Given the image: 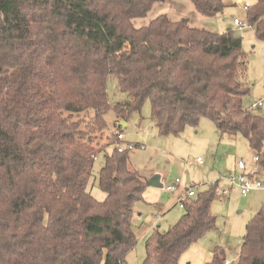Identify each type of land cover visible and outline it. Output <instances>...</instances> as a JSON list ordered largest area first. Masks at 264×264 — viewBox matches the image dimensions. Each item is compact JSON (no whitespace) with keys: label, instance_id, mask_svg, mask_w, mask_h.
<instances>
[{"label":"trees","instance_id":"16d2710c","mask_svg":"<svg viewBox=\"0 0 264 264\" xmlns=\"http://www.w3.org/2000/svg\"><path fill=\"white\" fill-rule=\"evenodd\" d=\"M155 1L163 0H0V264H128L134 205L147 186L129 150L106 152L103 199L88 189L96 154L116 141L98 144L109 107L120 129L148 100L163 134L207 117L221 135H243L264 169V110L243 104L241 37L166 13L135 26ZM190 1L206 17L225 5ZM246 21L264 43V0L246 5ZM109 76L124 102L108 101ZM215 192L210 183L188 197L176 223L148 236L140 264H179L215 227ZM225 260L216 248L205 264ZM236 264H264V204L246 224Z\"/></svg>","mask_w":264,"mask_h":264},{"label":"rangeland","instance_id":"374dc122","mask_svg":"<svg viewBox=\"0 0 264 264\" xmlns=\"http://www.w3.org/2000/svg\"><path fill=\"white\" fill-rule=\"evenodd\" d=\"M223 9L212 17L201 15L190 0L155 1L149 11L141 17L132 19L137 27L147 24L160 13H166L171 19H188L192 26L203 27L211 31L222 32L232 29L241 37L242 50L245 53L246 72L244 80L249 92L243 97V104L249 107L262 99L263 105L257 112L264 110V43L246 21V5L254 0H223ZM239 19L244 25L233 23ZM107 97L110 104L124 102L126 93L117 89L113 76L107 78ZM107 127L103 132L99 146L111 140V132L119 130L126 142L135 144L128 151L130 163L145 177L159 174L161 187L146 186L143 200L134 205L132 228L136 236L135 247L127 254L128 264H140L146 256V239L155 230L164 231L176 223L184 208L178 205L180 191L193 190L195 194L203 191L210 183L216 184V192L211 202V212L215 215V227L207 231L191 244L179 257V264H205L218 248L224 251L228 264H236L240 241L246 232L247 222L264 204V189L251 190L242 195L234 189L225 196L218 193L229 186L226 179L230 173H239L238 161L243 160L246 171L252 173L264 184V169L254 160V152L245 137L237 134H220L215 124L203 117L196 125H186L177 134H163L155 127L150 117V103L145 100L139 110L130 111L125 125L117 127L116 112L109 107L104 113ZM106 145L96 154L92 177L88 189L96 199H103L105 193L98 185L97 173L103 164L106 152L116 145ZM199 157L202 163L195 159ZM257 170V173L254 171ZM181 183L176 191H166L163 187L172 184L175 179ZM188 179V182H186Z\"/></svg>","mask_w":264,"mask_h":264},{"label":"built area","instance_id":"2783aa9c","mask_svg":"<svg viewBox=\"0 0 264 264\" xmlns=\"http://www.w3.org/2000/svg\"><path fill=\"white\" fill-rule=\"evenodd\" d=\"M233 23L238 25V26L244 25L243 22H241L239 19H234ZM262 104H263V100L260 99V100L256 101L255 103L251 104L250 109L255 110L256 108H258ZM111 136L114 137V139L118 142L117 143L118 151L130 150L134 147V144L124 141L123 135L119 130L111 132ZM254 160L257 161L256 156H254ZM195 161L198 164L202 163V159L199 157H197L195 159ZM238 169L240 170L239 173H237V174L236 173H230L226 177V179L229 183V186L226 188H223L219 192L220 197L227 196L231 192V190H234V189L239 190V192L242 195L247 194L251 190H263L264 189V184L259 179H257L254 174H247L246 173L245 163L242 159L238 161ZM257 172H258L257 170L254 171V173H257ZM180 183H181L180 179L177 178V179H175V181L172 184L163 187V189L166 191H176L178 189ZM194 194H195V192L193 190L186 189L180 195V198L178 200L179 207L183 208L185 200L188 197L193 196ZM225 264H228L227 260H225Z\"/></svg>","mask_w":264,"mask_h":264},{"label":"water","instance_id":"95a60500","mask_svg":"<svg viewBox=\"0 0 264 264\" xmlns=\"http://www.w3.org/2000/svg\"><path fill=\"white\" fill-rule=\"evenodd\" d=\"M119 124L121 126H124L125 122L121 120ZM186 182H188V179H186ZM147 184H149L150 186H154V187H161L162 185H161V182L159 181V174H153L152 176H150L147 179Z\"/></svg>","mask_w":264,"mask_h":264},{"label":"crops","instance_id":"0c3cea01","mask_svg":"<svg viewBox=\"0 0 264 264\" xmlns=\"http://www.w3.org/2000/svg\"><path fill=\"white\" fill-rule=\"evenodd\" d=\"M260 167V166H259ZM245 171H246V165H245ZM246 173L247 174H252V173H249L248 171H246ZM144 176V175H143ZM145 177V176H144ZM146 178V181H147V179L149 178V177H145ZM148 186H149V184H147ZM180 186V185H179ZM179 188V187H178ZM186 190V189H185ZM184 190V191H185ZM184 191H180L179 192V196H178V200H179V198H180V195L184 192ZM227 261H228V259H226ZM229 263V262H228Z\"/></svg>","mask_w":264,"mask_h":264}]
</instances>
